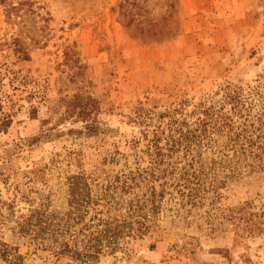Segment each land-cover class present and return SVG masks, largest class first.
<instances>
[{
    "label": "rangeland",
    "instance_id": "rangeland-1",
    "mask_svg": "<svg viewBox=\"0 0 264 264\" xmlns=\"http://www.w3.org/2000/svg\"><path fill=\"white\" fill-rule=\"evenodd\" d=\"M21 3L35 12L37 45L6 16L7 4ZM17 36L29 61L2 50ZM6 64L16 76L4 75ZM0 79L16 104L0 131V264H86L19 226L35 210L49 222L83 212L72 177L95 199L111 186L122 202L110 216L126 227L91 264H264V154L255 147L233 158L240 173L224 163L225 137L198 149L199 206L183 205L178 177L160 179V169L131 189L123 183L149 166L144 132L175 109L193 123V111L238 94L239 122L254 139L264 133V0H0Z\"/></svg>",
    "mask_w": 264,
    "mask_h": 264
},
{
    "label": "trees",
    "instance_id": "trees-1",
    "mask_svg": "<svg viewBox=\"0 0 264 264\" xmlns=\"http://www.w3.org/2000/svg\"><path fill=\"white\" fill-rule=\"evenodd\" d=\"M24 7V3L19 4V7L7 4L6 16L9 22L21 26L32 43L37 45L41 40L36 36L35 26L31 25L32 15L35 12L32 9L23 10ZM22 10L24 12L21 13ZM33 19L35 20V18ZM1 47L3 51H12L11 54H7V57H13L18 62L31 59L29 46L19 36L11 42H6ZM5 66V76L10 74L16 76L12 68L7 64ZM0 81L2 80L0 79ZM0 92H2L0 97V131H6L13 123V111L16 104L13 102L11 95L3 91L1 85ZM241 108L239 95L227 93L218 107L210 105L193 111L192 116L196 118L193 123L187 121V115H183L180 109L162 115L163 120L160 121L158 129L152 132L151 135L144 132L143 139L146 142V150L143 153L150 159L149 166L144 171L139 170L132 172V175L124 176V189H131L130 186L141 184L139 177L143 176L142 172L149 174L151 171L155 172L160 169L161 175L157 176L160 179H166L170 176L173 178L178 177L175 187H177V194L183 205H201L204 202L205 196L202 192L205 189L200 179L203 157L198 154L201 151H198V149L205 146L212 148L219 138L225 137L228 140L225 149L232 151V156L229 160L226 159L224 163H232L234 157L247 153L245 146L251 149L255 147L264 154V143H262L264 133H262L263 136L253 138L250 134V127L248 128L245 122H239L243 118ZM36 111V108L32 110L33 113ZM178 114L183 116H178ZM166 118L169 121L165 122ZM92 130V127H89V131ZM183 152L186 158L182 159L179 155ZM250 153L253 154L254 151ZM223 156L228 157V154L223 153ZM261 156L255 155L259 159H261ZM211 162L224 165L222 161L217 159H212ZM232 165L236 166L233 163ZM232 170L235 173H240L237 166L232 167ZM137 173L140 176L136 175ZM69 181L70 194L73 199L85 202L83 212L77 214V216L68 215L56 222H49L45 213L35 210L26 220L20 222V230L24 234L32 232L36 239L47 238L52 240L55 243L54 248L56 250H60L61 253L77 252L75 256L80 262L91 264L93 261L99 260L106 248L113 244L124 231L126 223L120 222L121 220L117 217L110 216L117 206L122 207V202L110 197L111 186L105 187V192L99 194L95 199L92 191L79 188L76 177L69 178ZM128 181L132 185L131 183L128 184ZM100 206L105 208L107 206V212H103Z\"/></svg>",
    "mask_w": 264,
    "mask_h": 264
}]
</instances>
